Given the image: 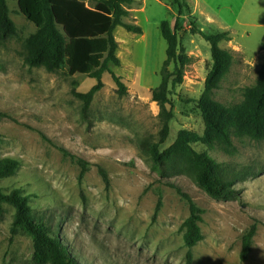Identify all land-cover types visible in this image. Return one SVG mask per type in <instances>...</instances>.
<instances>
[{"label":"rangeland","instance_id":"1","mask_svg":"<svg viewBox=\"0 0 264 264\" xmlns=\"http://www.w3.org/2000/svg\"><path fill=\"white\" fill-rule=\"evenodd\" d=\"M6 2L17 37L0 47V161L13 159L19 168L0 181V189L27 196L36 219L58 234L79 264H185L181 225L189 209L171 184L203 211L202 239L191 249V264H264V142L234 140L237 152L231 156L194 146L226 170L247 173L234 186L237 195L222 200L210 198L186 173L160 171L140 148L141 141L158 139L159 108L150 91L159 85L166 59L159 25H174L175 8L167 0H134L124 22L139 26L142 34L115 29L120 66L110 67L127 93L119 96L106 73L103 88L82 115L83 103L71 91L86 93L96 81L24 65L21 40L35 28L20 15L16 0ZM190 5L191 18L178 24L179 54L187 64L183 83L169 95L173 119L161 149L180 130L198 135L204 130L197 100L212 62L199 28L227 32L230 38L220 47L233 55V65L214 92L216 101L240 103L243 88L255 83L264 63V0H191ZM59 147L75 159L63 157ZM79 159L88 164L82 179ZM98 167L105 170L108 186ZM13 218L14 209L0 203V264H31V239L21 231L11 233ZM254 223L251 252L241 262L242 236Z\"/></svg>","mask_w":264,"mask_h":264},{"label":"trees","instance_id":"2","mask_svg":"<svg viewBox=\"0 0 264 264\" xmlns=\"http://www.w3.org/2000/svg\"><path fill=\"white\" fill-rule=\"evenodd\" d=\"M176 10V19L172 26L169 21H162L159 31L166 43V59L160 69V83L150 91L151 100L159 108L158 117L161 127L158 139L153 142L144 140L140 148L145 151L160 171L170 170L190 175L202 190L212 199L222 200L234 198L237 180L246 172L236 174L226 170L205 152H198L194 146L201 145L208 150L218 148L226 155H234L237 149L234 140L247 139L252 142H264V63L257 71L253 85L242 90V100L238 104L224 105L214 99V92L229 74L233 65V55L220 47L223 41H229L227 32L198 34L210 46L211 68L203 86V92L197 100L204 130L201 135L180 130L174 142L165 149L161 146L169 135V124L173 113L169 106L171 90L183 83L184 67L187 59L179 54V27L183 17L191 18L192 8L189 0H167ZM18 12L31 23L35 31L21 40V57L29 68L43 69L47 73L64 72L66 76H85L96 81L86 93L72 89L71 94L83 103L81 113L85 115L94 95L103 88L102 76L109 74L117 88V94L127 93L122 79L116 76L110 67H119L116 55L118 43L114 38L117 27L126 32L141 35L142 29L124 22L128 10L132 9L134 0H16ZM90 3V5H89ZM191 26L195 27L191 22ZM17 37V27L11 20L6 0H0V47ZM264 51V38L261 41ZM172 66V70L170 67ZM73 87L77 86L75 82ZM63 157L75 158L65 149L57 148ZM81 168L79 179L88 171V164L77 160ZM19 163L13 159L0 161V181L14 176ZM99 175L106 186L109 181L104 169L98 167ZM247 174V173H246ZM186 201L189 216L181 225L182 241L188 249L186 263L191 264V249L201 241L200 223L203 211L190 197L169 184ZM0 203L10 205L14 209L11 233H25L32 244L31 264H79L69 248L62 242L58 234L49 226L36 219L29 203V198L18 189L8 193L0 189ZM161 195L154 212H159ZM257 232L254 223L244 233L241 240L240 261L248 259Z\"/></svg>","mask_w":264,"mask_h":264},{"label":"crops","instance_id":"3","mask_svg":"<svg viewBox=\"0 0 264 264\" xmlns=\"http://www.w3.org/2000/svg\"><path fill=\"white\" fill-rule=\"evenodd\" d=\"M190 4H191V0H189ZM194 14V13H193Z\"/></svg>","mask_w":264,"mask_h":264}]
</instances>
